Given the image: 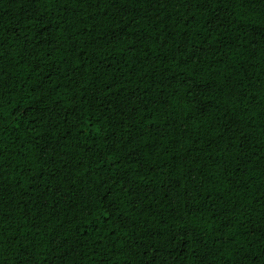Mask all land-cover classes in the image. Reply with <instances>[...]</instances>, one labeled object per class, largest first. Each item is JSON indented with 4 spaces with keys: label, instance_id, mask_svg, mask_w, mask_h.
<instances>
[{
    "label": "trees",
    "instance_id": "trees-1",
    "mask_svg": "<svg viewBox=\"0 0 264 264\" xmlns=\"http://www.w3.org/2000/svg\"><path fill=\"white\" fill-rule=\"evenodd\" d=\"M0 264H264V0H0Z\"/></svg>",
    "mask_w": 264,
    "mask_h": 264
}]
</instances>
